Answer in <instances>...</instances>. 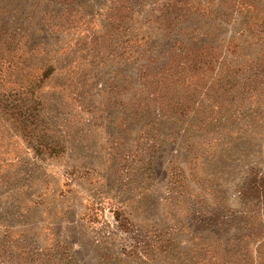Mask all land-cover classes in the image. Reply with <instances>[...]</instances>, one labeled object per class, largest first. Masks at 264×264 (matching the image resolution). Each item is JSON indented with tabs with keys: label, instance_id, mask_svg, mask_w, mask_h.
Masks as SVG:
<instances>
[{
	"label": "rangeland",
	"instance_id": "rangeland-1",
	"mask_svg": "<svg viewBox=\"0 0 264 264\" xmlns=\"http://www.w3.org/2000/svg\"><path fill=\"white\" fill-rule=\"evenodd\" d=\"M0 264H264V0H0Z\"/></svg>",
	"mask_w": 264,
	"mask_h": 264
},
{
	"label": "trees",
	"instance_id": "trees-1",
	"mask_svg": "<svg viewBox=\"0 0 264 264\" xmlns=\"http://www.w3.org/2000/svg\"><path fill=\"white\" fill-rule=\"evenodd\" d=\"M186 68H187L188 70H191V68H190L189 65H187ZM185 74H187V73H185ZM42 76H43V77H47V76H49L48 73H47V69H46V71H45L44 73H42ZM36 82H37V81H36ZM38 82H39V81H38ZM28 86H29V89H30V93H31V95H32L33 92H34V86H35V85L29 84Z\"/></svg>",
	"mask_w": 264,
	"mask_h": 264
}]
</instances>
